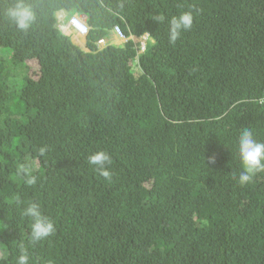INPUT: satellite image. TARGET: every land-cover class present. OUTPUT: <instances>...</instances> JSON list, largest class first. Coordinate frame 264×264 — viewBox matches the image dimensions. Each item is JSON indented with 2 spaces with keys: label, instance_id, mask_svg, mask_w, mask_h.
Returning a JSON list of instances; mask_svg holds the SVG:
<instances>
[{
  "label": "trees",
  "instance_id": "1",
  "mask_svg": "<svg viewBox=\"0 0 264 264\" xmlns=\"http://www.w3.org/2000/svg\"><path fill=\"white\" fill-rule=\"evenodd\" d=\"M66 1L25 0L36 21L20 31L3 14L13 0H0V39L14 61L52 57L51 68L41 67L37 78L17 76L11 96L1 98L0 135L26 131L46 95L59 112L68 103L24 145L34 154L24 164L39 170L35 185L0 163V264H16L22 248L30 264H264V171L253 186L240 185L235 149L244 128L264 141V0H110L126 34L154 39L139 53L136 41L98 48L94 32L88 51L68 35L58 40L48 25ZM158 2L165 4L153 8ZM184 11L192 12V27L170 44L167 19ZM102 111L106 128L85 129ZM20 146L1 142L0 160L19 167ZM79 147L107 152L110 176L88 186L87 203L82 196L42 211L56 232L49 244H29L31 221L21 210L39 200L42 181L54 174L45 156L72 152L83 164ZM10 176L23 181L11 196ZM154 213L164 229H154ZM12 225L17 235L2 236Z\"/></svg>",
  "mask_w": 264,
  "mask_h": 264
},
{
  "label": "clouds",
  "instance_id": "2",
  "mask_svg": "<svg viewBox=\"0 0 264 264\" xmlns=\"http://www.w3.org/2000/svg\"><path fill=\"white\" fill-rule=\"evenodd\" d=\"M78 1V3H76ZM215 1H229V0H209L208 2ZM76 3V4H74ZM165 3H156L153 8L162 7ZM66 9L57 10L53 14L52 24L48 25L55 32L58 40H62V35H68L72 42L80 47L84 51H88L86 45L81 47L74 42L72 37L68 34L69 30L78 37H83L86 42V36L89 32L100 34L95 44L98 48H103L107 45L126 46L130 41L138 42L137 52L139 50L144 51L145 42L148 39H152L147 32L141 35H135L133 33L126 34L120 25L114 23V17L110 9V0H68L65 2ZM168 9V7L166 6ZM169 10V9H168ZM3 14L7 19L20 31H28L36 21L35 11L29 7L25 0H13L12 3L4 9ZM157 22H164L165 17L159 15L156 17ZM167 26L164 30V35L168 34V42L175 44L181 37L182 33L191 29L193 24V14L191 11L180 12L178 15H173L167 19ZM103 30V32H102ZM199 34L197 30L193 35ZM159 40V37L156 41ZM4 39H0V100L4 96H11L13 93L14 79L20 75H29L26 62L34 61L37 65V72H35L37 78L39 70L43 66L51 68L52 57L49 55H42L39 59L30 58L26 59L23 64L16 63L13 59L12 52L4 47L2 44ZM131 50V48L129 47ZM124 56L128 54L124 53ZM132 55V52H131ZM134 65L132 69L140 72L138 66L137 57L134 59ZM135 73V74H138ZM264 84V78L260 81ZM254 98H249L247 101H252ZM260 101H264V95L260 97ZM39 107L36 110V116H30L27 118L28 124L26 131L16 130L5 131L0 135V143H20L18 148L19 160L21 164L19 167L6 164L2 159L0 163H4L7 173H13L17 169L16 175L23 178L24 183L27 186H33L37 183L38 169H31V164H24L34 155L30 153L24 147L25 144L33 141L36 135H42L45 122L50 116L52 111L58 116L63 113L68 107V103L64 102V109L59 112V108L54 107L53 98L46 95L42 98ZM105 111L96 114L95 116L88 118L83 125L85 129L90 130H102L105 129L108 123V118L105 115ZM238 153L241 167L239 169L237 182L243 187L253 186L251 181L257 173L264 171V141L254 136V132L250 128H244L240 131L237 143L235 146ZM82 151V157L86 160L83 164L79 162L77 157L72 152L61 154L56 160H52L50 157L45 156L46 163H50L54 174L46 181H42L40 186L41 195L38 201L32 200L27 203L21 210V215L26 218H30V227L28 231V242L31 245H35L45 239V243L49 244L48 238H50L56 232V224L52 218L45 215L42 211L48 210L53 206H61L70 204L77 201L83 196L84 202L87 203L90 200L88 193V186L95 183L97 179L102 176L108 178L110 176V169L108 165L111 162V158L105 151L89 152L85 148H78ZM40 155H44L45 148L39 149ZM211 162H215V157L210 158ZM35 162V159L34 161ZM47 174L45 166L44 170ZM262 176L258 177L261 180ZM23 181L15 180L10 176L11 187L8 193H19L21 187H23ZM153 182L145 185L146 189L152 186ZM155 217L154 229H164V221L162 217L153 214ZM11 233L7 230L2 236H13L16 234V227L10 226ZM16 264H30V257L25 249H21L20 254L16 258Z\"/></svg>",
  "mask_w": 264,
  "mask_h": 264
},
{
  "label": "rangeland",
  "instance_id": "3",
  "mask_svg": "<svg viewBox=\"0 0 264 264\" xmlns=\"http://www.w3.org/2000/svg\"><path fill=\"white\" fill-rule=\"evenodd\" d=\"M26 65L28 67L27 70L29 72V75L32 76V77H36V75H35V72H37L36 62L28 61V62H26Z\"/></svg>",
  "mask_w": 264,
  "mask_h": 264
},
{
  "label": "crops",
  "instance_id": "4",
  "mask_svg": "<svg viewBox=\"0 0 264 264\" xmlns=\"http://www.w3.org/2000/svg\"><path fill=\"white\" fill-rule=\"evenodd\" d=\"M68 34L72 37V39L74 40V42H76L77 44H79L81 47L84 48L85 46V39L83 37H78L76 36L72 30L68 31Z\"/></svg>",
  "mask_w": 264,
  "mask_h": 264
}]
</instances>
